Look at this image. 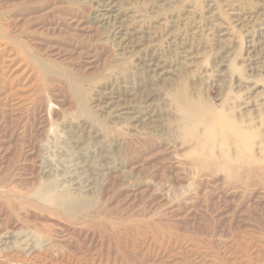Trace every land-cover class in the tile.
Listing matches in <instances>:
<instances>
[{
    "label": "rangeland",
    "instance_id": "374dc122",
    "mask_svg": "<svg viewBox=\"0 0 264 264\" xmlns=\"http://www.w3.org/2000/svg\"><path fill=\"white\" fill-rule=\"evenodd\" d=\"M82 1L0 0V264H264V0H109L105 23ZM174 90L250 135V157L212 151L234 173L185 164ZM70 121L90 124L107 179L66 175Z\"/></svg>",
    "mask_w": 264,
    "mask_h": 264
},
{
    "label": "bare ground",
    "instance_id": "6f19581e",
    "mask_svg": "<svg viewBox=\"0 0 264 264\" xmlns=\"http://www.w3.org/2000/svg\"><path fill=\"white\" fill-rule=\"evenodd\" d=\"M78 1V0H77ZM86 2V0H83L82 2ZM170 2V1H169ZM174 2V0H173ZM80 3V2H79ZM88 3V2H87ZM85 3V4H87ZM89 3L91 5H95L94 7V15L95 17L92 18L93 21L95 22H108V21H111L112 18L115 19V15L117 13V10L115 9V7L113 6V4L109 1V0H89ZM171 3V2H170ZM176 3V2H174ZM117 8V7H116ZM214 7L212 6V4H209L208 3V9L209 11L212 12V15H214L215 11L213 9ZM119 9V8H118ZM216 10V9H215ZM120 11V10H119ZM191 12V11H190ZM117 16V15H116ZM117 18V17H116ZM118 19V18H117ZM121 20V19H120ZM201 20V19H200ZM114 21V20H113ZM118 21V20H117ZM119 22V21H118ZM139 22V21H138ZM131 25V24H130ZM121 28H119L118 30V34L121 35L122 31L125 32V33H128L127 30L125 29V26H123L121 24L120 26ZM127 27H130L129 24L127 25ZM126 27V28H127ZM128 29V28H127ZM228 29V28H226ZM137 30V29H136ZM257 30V29H256ZM262 33V32H261ZM228 34L227 32L223 35H226ZM135 35V34H134ZM116 36V35H115ZM138 36V35H137ZM137 36L135 37V39L137 38ZM125 37V35H124ZM122 37L123 40L122 44H124V48L125 46L129 49V46L131 51L133 50H137V53L134 54L135 55H139V56H142V59L145 60L146 56L150 57L151 60L149 61H152L154 60L155 61V65H152L151 67L153 68V72L152 73H156L157 74V77H161L163 75H165L166 73H168V68H170L171 64H165L163 62H160L159 60L156 61L155 56L153 54H156L155 52H158V51H153L150 50L148 47L146 48H140V47H137V45L133 42V39L132 37L130 38H124ZM121 38V37H120ZM119 38V39H120ZM120 41V40H119ZM137 43V42H136ZM253 44V43H252ZM126 49V48H125ZM152 55V56H151ZM154 57V58H153ZM149 59V58H148ZM142 61V60H141ZM145 64V62H144ZM146 65V64H145ZM168 65V66H166ZM166 68V69H165ZM168 69V70H167ZM170 72V71H169ZM236 73V72H235ZM156 76V75H155ZM166 77V76H165ZM240 78V77H239ZM162 81V80H161ZM165 81V80H164ZM242 81V80H241ZM260 83V82H259ZM119 90V89H118ZM73 92V91H72ZM76 92V91H74ZM73 92V93H74ZM106 92V91H105ZM122 92V91H121ZM113 93V92H112ZM125 93H127V91L124 89V95ZM75 94V93H74ZM105 94V93H104ZM109 94V93H108ZM107 94V95H108ZM77 95V94H76ZM106 95V94H105ZM104 95V96H105ZM110 96H112L113 94H109ZM109 96V97H110ZM120 96H121V93H120ZM119 96V97H120ZM122 97V96H121ZM170 97H171V103L173 102L174 105H175V108H176V113L177 114H181L182 117L179 118V121H181L182 125L181 127L179 128L180 130L178 131V134L179 137H180V140H181V144L184 145L187 149H189V153H188V156L191 157V159H186L187 162H185V164L189 167H191L192 169H194V174L197 176V171H196V168H199L201 169V171L204 169V170H207V171H217V170H221V169H225L227 168V171L230 172V175L231 173H234V168L232 167H229L230 165H228V162L227 161H222V160H217V159H214L213 158V154H212V151H214V148L215 147H218L219 149H223L225 148L226 146H236V152L238 150L237 148V145H240L241 143L244 144L245 147H243L241 145V147H243L244 149H242L241 151L244 150V152H242V154H244L243 156L247 155V156H251L249 155L250 154V141H251V137L249 134H247V132H244L242 131L239 127H236L235 125H232L230 121L226 120V119H223V118H220L219 120H217L215 117H213V122H214V125H213V122H212V119L209 118V116L207 115L206 111L201 107L199 106V104L193 102V100L184 92L180 91V90H174L171 94H170ZM164 98V97H163ZM79 99V98H78ZM117 99V98H115ZM153 99V98H152ZM113 99L112 98H107L106 97H101L99 98L96 102V107L98 106V103L100 101H103L104 103L106 102H112ZM95 101V100H94ZM122 101V100H121ZM120 101V103H121ZM80 101H78V104H79ZM53 103V102H52ZM81 103V102H80ZM133 103V102H132ZM131 103V104H132ZM116 104V103H115ZM126 104V103H125ZM95 105V103H94ZM114 105V104H112ZM117 105V104H116ZM130 105V104H129ZM58 106V105H57ZM92 106V104L90 105ZM106 106H108L106 104ZM95 107V108H96ZM118 107V106H117ZM132 107V106H131ZM59 108V107H58ZM83 108V106H82ZM94 108V109H95ZM99 108V107H98ZM111 108V107H110ZM115 108V107H114ZM119 108V107H118ZM115 108L117 110H113L110 109V112H112V115H114V117H118V118H121V117H127L129 116V119L131 120H135L136 123H141L143 122V120L141 118L137 119V116L135 113H128L127 111H125L124 107L123 108ZM60 109V108H59ZM106 110L109 109L108 108H105ZM104 109V110H105ZM56 111V110H55ZM108 111V110H107ZM243 111V110H242ZM50 112V111H49ZM88 112V111H86ZM51 115L55 114V112L51 111L50 113ZM49 115V116H51ZM56 115V114H55ZM87 116V115H86ZM113 117V118H114ZM128 118V117H127ZM80 120V119H79ZM84 120V119H83ZM77 121V120H75ZM91 121V120H90ZM71 122L73 121H70L68 123H65L63 124V127H62V131H66L67 133H70L71 131H74L72 133V136L69 135L70 139L73 140V143L74 144V149L75 151L73 152L74 155H75V160L77 161L75 168H76V174L73 172H67L66 173V170H64V173H66V175L68 176H72L74 177L75 180H78V172H82V171H88V170H92V171H95L96 173H101L102 174V177L101 179L104 177V179H107L106 177L108 176V174H110V172L114 171L115 167H114V163L113 162H109V160H106L105 163H103L101 166H98L97 165V162L95 161V150H94V145H92V141L91 139H95V135L92 136L91 132H90V129H89V125H85V124H80L78 126H75V124H71ZM89 122V121H88ZM92 122V121H91ZM90 122V123H91ZM74 123V122H73ZM145 123V122H144ZM77 124V122H76ZM79 124V123H78ZM134 125V124H133ZM94 126V125H93ZM144 126V125H143ZM92 127V126H91ZM90 127V128H91ZM199 129H202L203 132H202V137H200L198 135V130ZM147 131V130H146ZM176 131V130H175ZM137 132V131H136ZM63 133V132H62ZM61 133V134H62ZM133 134V133H132ZM64 135V134H62ZM171 135V134H170ZM68 136V134H67ZM66 136V137H67ZM169 137V136H168ZM204 138V139H203ZM69 139V138H68ZM179 139V138H178ZM105 140V138H104ZM172 140V139H171ZM178 141V140H177ZM69 142V141H68ZM95 142V141H94ZM102 142V141H101ZM100 143V142H99ZM70 144V142H69ZM125 144V143H124ZM97 145V144H96ZM71 146V144H70ZM121 146V144H120ZM124 146V145H123ZM183 146V147H184ZM179 148V145L176 146ZM72 148V149H73ZM235 148V147H234ZM122 149V148H120ZM77 150V151H76ZM99 150V149H98ZM184 150V149H182ZM228 150V148H227ZM253 150V149H252ZM97 152V151H96ZM182 152V151H181ZM219 152V150H218ZM221 152V151H220ZM226 152V150H225ZM236 152H234L236 154ZM105 154V153H104ZM228 153H226L227 155ZM241 152L236 154L237 155V159L235 160V162L239 161L242 156ZM229 155V154H228ZM228 155H227V158H228ZM257 155V154H256ZM67 156V155H66ZM74 157V156H73ZM109 157V156H108ZM208 157V158H207ZM236 157V156H235ZM61 158V157H60ZM204 158L208 159V160H204ZM211 158H213L214 160H212ZM99 159V157H98ZM180 159V158H179ZM252 159V158H251ZM262 159V158H261ZM67 160V159H66ZM74 160V158H73ZM72 160V161H73ZM176 160V159H175ZM185 160V161H186ZM253 160V159H252ZM59 161V160H58ZM71 161V160H70ZM229 161V160H228ZM264 161V160H263ZM254 162V161H252ZM176 163V162H175ZM53 165V164H51ZM50 165V166H51ZM73 165V164H72ZM224 165H226L227 167H225ZM55 166V165H54ZM98 166V168H97ZM242 166L241 162H240V167ZM245 166V165H244ZM239 167V165H238ZM243 167V166H242ZM241 167V168H242ZM49 168V166H48ZM65 168V167H64ZM119 168V167H118ZM187 168V167H186ZM66 169V168H65ZM70 169V168H69ZM134 169V168H133ZM255 169V168H254ZM259 169V168H258ZM44 170H42L43 172ZM47 171V170H46ZM45 171V172H46ZM224 171V170H223ZM242 171V170H241ZM44 172V173H45ZM116 172V171H115ZM236 172H237V169H236ZM55 173V172H53ZM246 173V172H245ZM258 173V172H257ZM116 174V173H115ZM219 174V173H218ZM50 175V174H49ZM58 175V173H57ZM60 175V174H59ZM65 175V176H66ZM97 175V174H95ZM194 175V176H195ZM202 175V174H201ZM226 175V174H225ZM47 176V175H46ZM204 176V175H203ZM206 176V175H205ZM209 176V175H208ZM220 176V175H219ZM52 177V176H51ZM50 177V179H51ZM62 177V176H60ZM188 177V176H187ZM256 177V176H255ZM71 178V177H70ZM48 179V178H47ZM53 179V177H52ZM100 179V180H101ZM195 179V178H194ZM199 179V178H198ZM201 180V178L199 179V181ZM238 180V179H237ZM251 180V179H250ZM102 181V180H101ZM114 181V180H113ZM112 181V182H113ZM207 181V180H206ZM231 181V180H230ZM257 181V180H256ZM66 182V181H65ZM69 182V181H68ZM73 182V181H72ZM79 182V181H78ZM106 182V180H105ZM86 183V182H85ZM84 183V184H85ZM195 183V182H194ZM226 183V182H225ZM228 183V182H227ZM231 183V182H230ZM234 183V182H233ZM74 184V183H73ZM83 184V183H82ZM81 185L84 186V185ZM103 184V183H102ZM236 183H234L233 185H235ZM239 184V183H237ZM230 185V184H229ZM232 186V184L230 185ZM241 186V185H239ZM253 187V186H252ZM83 188V187H82ZM81 188V190H83ZM98 188V187H97ZM96 188V189H97ZM85 194L86 193H89L93 187H91V183L88 181L87 182V186L85 188ZM237 189V188H236ZM239 189V188H238ZM85 196V195H84ZM6 238V237H5Z\"/></svg>",
    "mask_w": 264,
    "mask_h": 264
}]
</instances>
